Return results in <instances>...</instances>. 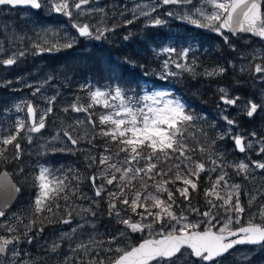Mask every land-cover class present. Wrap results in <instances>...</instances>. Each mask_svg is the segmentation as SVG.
<instances>
[{
	"label": "snow or ice",
	"instance_id": "6c2138e0",
	"mask_svg": "<svg viewBox=\"0 0 264 264\" xmlns=\"http://www.w3.org/2000/svg\"><path fill=\"white\" fill-rule=\"evenodd\" d=\"M205 2L211 4L216 11L208 13L202 8H195V13L202 16L207 23H201L191 16L182 18L188 19L198 27H209L222 36H224L222 30L227 29L233 34L239 31L264 38V11H262L260 0H205ZM89 3L90 0H72L71 3L70 0H58L52 4V9L71 18L72 8L80 10L82 6ZM160 3L184 6L192 5L193 0H160ZM4 5L30 6L34 9H39L42 6L41 0H0V6ZM99 11L102 12L103 9H99ZM151 11L155 12L156 6H153ZM139 14L150 15L149 12L142 9ZM168 15L171 16L174 13L169 12ZM132 22V20L127 21L129 24ZM102 23L103 21H101ZM152 23L159 25L163 21L155 19ZM73 27L77 29L81 37H94L96 40L103 38L106 32L114 30L87 23L73 24ZM127 38L125 37V39ZM224 39L227 41L228 37L224 36ZM64 46L71 47L72 45L68 43ZM37 47L39 46L37 45ZM46 50L51 51L52 49ZM165 51L174 50L165 49ZM186 54V52L182 53V56H186ZM18 55L23 56L24 52H20ZM16 57L17 54L13 53L9 58L0 60V64L13 65L16 63ZM167 63L166 61L165 67H167ZM176 67L185 66L177 64ZM186 70L192 71L190 67H187ZM223 71L224 69H220V72ZM254 71L255 73H264V65H255ZM215 74V72H206V75L209 76ZM39 91L40 89L37 88L36 92ZM220 91L224 93L220 99L226 105H236L240 99L238 96L228 97L225 89H220ZM167 95L168 93L159 91L136 98L127 96L119 87L114 89V95L112 92L97 89L90 93V103L87 107L75 104L71 106L72 110L76 112H88L93 105L111 109L99 117V124L106 127H101L97 135L106 137L109 142L117 144L119 151L112 153L106 145L104 152L98 158L89 157V167L93 164L98 167L104 166L100 168L98 175H92L89 180L95 189V196L107 195L109 215H115L118 221L126 226V229L132 233H141L143 238L135 246L121 248L117 245L113 248L111 245L117 241V237L114 235L107 241H97L94 237H90L88 243H79L75 247H70L71 252H82L88 256V259L85 260L82 256H69L64 259L63 264H71L73 261L75 264H189V261L191 264H223L221 258L236 245L264 246V205H260L257 211L252 212V203L256 199L255 196H252L248 202V218L245 223H241L246 209L240 202V185L229 183V180L226 179L228 173L223 171L224 164L209 158L213 167L206 169L205 162L193 158L191 153L196 151L206 153L208 150L202 144L198 143L196 146H192L187 143V129L192 126L191 122L194 117L185 112L183 104L172 99H164ZM109 96L113 101H119V103H110ZM54 101L55 96L50 98L49 104ZM245 107L246 115L252 117L259 108H264V104H257L250 100ZM65 111L68 109L66 108ZM27 112L32 117V123L27 131L39 133L41 129L45 128L44 116H41L37 121L36 112L31 103L27 104ZM50 112H52L51 107L46 110L45 115ZM224 119L229 125L235 123L227 117ZM83 123V121L76 122L77 126ZM88 123L93 128L96 127V121L90 115ZM24 128V121H18L14 133L0 138V144L14 145L17 150L15 158L19 157L20 150V144L16 142L17 137ZM63 136L72 145L79 142V138H74L67 130L63 131ZM252 136L255 137L256 133H252ZM57 137H53V139L55 140ZM95 138L93 136L92 140ZM27 139L31 142L32 137L29 135ZM233 139L239 151L244 152L246 150L245 138L238 135ZM261 142H264V138H261ZM247 147L251 148V143H248ZM57 150L63 151V149ZM5 151L6 149L0 151V159L6 160ZM260 152L264 153V147L260 148ZM164 164H171V166L165 169L162 167ZM253 164L255 168L264 170V163L254 161ZM234 167L238 173L249 171V165L244 162H240ZM218 168L221 169V172L211 182V186L204 190L207 209L202 211L200 207L192 205L191 194L198 189L197 182L201 172H215ZM173 169H175V178L165 179V177L172 176ZM50 175L47 168L41 169L38 177L41 181L39 185L41 192L35 201L38 212L44 211L45 208L48 212H52L53 206L57 209L60 207L58 203L44 204V200L53 202L58 198L68 200L66 191L68 184L65 183L67 178L49 179ZM157 177L160 179L157 180ZM138 178L143 191L136 190L131 196H128L127 191L130 186L131 188L136 187L134 181ZM147 180H151L153 183L148 184ZM177 182L183 184L184 187L176 186ZM107 185L114 186L117 191H111ZM168 185L175 186V193H178L187 202L183 207L177 203L176 195ZM19 191L20 189L12 182L11 173L0 172V203H2L0 217L6 215L3 208L9 207L8 199L13 198L14 193ZM61 193H65V195L61 197ZM118 204L125 207L120 209ZM173 205L179 209V215L173 210ZM138 209H143V211H138ZM82 211L88 212L92 216L96 215L90 208L82 209ZM121 211L131 212L139 216L140 219L133 221L131 216L125 218L121 215ZM190 215L199 217V219H189ZM67 217L62 218L59 222L70 224L71 210L67 212ZM34 223L35 221L24 226L26 231L22 234L23 241L21 236L15 235L16 227L8 223H0V228L13 234L11 238L0 236V256L10 254L9 264H28L27 261L21 259L22 250L15 245L21 242H32L33 237L28 233ZM79 227H83V225H79ZM40 231L43 229L41 228ZM75 231L76 229L73 228L72 232L75 233ZM126 234V232H121L120 236L124 237ZM65 235L67 236V234ZM105 244L109 246L104 247ZM10 245L13 247L9 248ZM93 245H99L100 250L98 251ZM59 247V244H53L51 250L54 252ZM101 251L104 253L115 252L117 255L101 257ZM0 264H4V262L0 261Z\"/></svg>",
	"mask_w": 264,
	"mask_h": 264
},
{
	"label": "rangeland",
	"instance_id": "374dc122",
	"mask_svg": "<svg viewBox=\"0 0 264 264\" xmlns=\"http://www.w3.org/2000/svg\"><path fill=\"white\" fill-rule=\"evenodd\" d=\"M58 2V0H42L43 8L40 13H34L31 10H12L10 8H0V60L9 58L13 53L17 54L16 63L11 68H7L5 65L0 64V83L4 84V93L8 99V102L4 109L0 112V138H3L10 133H14L16 130V125L18 121H24L25 128L20 132L17 137V141L20 144L19 157L15 158L17 155V150L14 145L4 146L0 144V151H4L9 146L12 147V153L6 157L13 156L9 162H6L7 166L10 167V172L13 177H17L21 173V162L29 164L31 160L28 158L38 159L36 162L38 166V177L42 168H47L51 173L49 179H60L59 174L61 171L55 172L53 169L48 168L42 160L44 157L51 154H56L59 152H67L69 154L75 155L78 149H74L76 145H72L66 137L63 136V131H69L72 136L76 132L84 133L87 128L89 115L92 118L91 108L88 112H76L73 111L71 106L78 105L87 107L90 103V93L100 89L101 91L112 92L114 95V89L117 86L116 83L112 81H107L104 85H96L95 83H90L89 81H76L72 76L61 77L49 75L47 72L41 73V67H38L34 74L24 72L22 70V65L19 66L20 62L33 61L42 66L43 58H40L39 52L45 49H64L73 48L80 43V37L73 27V24H90L97 27H108L115 29L116 26L119 28L131 27L136 33H141L144 28L153 25L162 26L165 24H187L192 25L196 30H203L205 32H210L217 34L221 37L222 41L230 49L231 58L229 59L228 68H215L208 66L210 72H218L223 74L232 75V79L242 80V84L254 90L256 96L250 98L247 95V102L253 101L257 104H264V73H255V65H264V42L254 40L248 37L239 36L233 38L232 36L224 33L228 39L225 41L224 36L213 31L209 27H198L196 24L189 22L188 19H183L184 16H191L193 19L200 21L201 23H207L202 16L195 13V8H202L206 12L211 13L216 11L211 4L205 2V0H193L192 5H164L160 3V0H90V3L82 6V9L77 10L72 8L71 18L64 15L63 13L55 12L52 9V4ZM72 0H70V3ZM156 6V11L152 12L151 9ZM103 9V11H99ZM147 11L150 13L148 16L140 15V10ZM264 11V7H263ZM169 12H173L174 15H168ZM160 19L163 23L159 25H154L153 20ZM132 20V23H127V21ZM101 21L103 23L101 24ZM179 27H174L173 29H164L165 32L179 31ZM108 32L100 40H96L94 37L89 40H83L86 47L94 46L102 43H109L111 41L108 38ZM71 43V47H65L64 45ZM37 45L39 47H37ZM55 45V47H53ZM191 48H187L184 52L180 50L173 49L174 51L167 52L165 49H172L169 45H163L158 49H154V60H156V66L154 69H149L150 78L157 76L159 78L158 84L173 86L175 82L180 81L185 77L187 67L189 65V55L191 50H199L198 45L190 44ZM20 52H24L23 56H19ZM187 53L186 56H182V53ZM167 67H165V62ZM177 64L184 65L185 67L178 68ZM34 65V64H33ZM220 69H224L220 72ZM174 73V74H171ZM61 74H66L62 72ZM70 79V80H69ZM6 88V89H5ZM39 88L40 91L36 92ZM220 89H225L228 97H236L233 92L225 87ZM163 91L168 93L164 99H172L178 101L184 105V110L187 113L186 105L182 101L181 97L171 88H158L152 92H145L144 95H150L154 92ZM221 92V91H220ZM35 93V94H34ZM125 93V92H124ZM127 96H132L139 98L135 94L125 93ZM224 95V93H222ZM55 96V101L49 104L51 97ZM141 96V97H142ZM110 103L118 104L119 101H113L109 96ZM246 103H237L236 105H230L233 107V111L227 107L226 112L223 114L233 120L235 123L229 125L228 137L234 141L233 137L243 136L245 138L246 150L240 156H236L235 164L244 162L249 165V168L253 167L251 164L254 159L261 153L260 148L264 146V142H261V138H264V108H259L257 112L252 116L248 117L246 115ZM34 104L37 109L38 120L41 116L45 119V128L42 133H29L27 131L30 126L28 116H27V104ZM228 106V105H227ZM51 107L52 112L45 115L46 110ZM68 111H65V109ZM98 108L101 115L106 112L111 111V109H105L100 105H93L92 109ZM245 116L246 120H252L257 118L254 124L251 126V130L244 128V122L240 121V117ZM77 121H83V124L77 126ZM71 126V127H70ZM59 136L57 137V134ZM252 133H256L253 137ZM32 137L31 142L28 141V136ZM57 137V139H53ZM74 137V136H73ZM251 143L252 147L248 148L247 144ZM224 147V146H222ZM236 147V145H235ZM83 148H85L83 146ZM57 149H63L59 151ZM79 153V152H78ZM232 156L230 152L221 153V157L229 160ZM263 177V176H262ZM41 181L38 179V184ZM41 189L39 187L38 196H40ZM37 196V197H38ZM256 199L252 204L253 211H257L260 205H264V199L262 196V201L257 202V195L252 194ZM45 202V200L43 201ZM25 202L20 200L17 207L5 215L0 223H8L15 227V224L24 221L23 228L28 225L31 217L29 213L31 212L28 208V216L25 219L24 209ZM80 222V223H79ZM78 223L71 222V225L67 227H58L54 229L53 238L48 240L50 246L49 250H43V256H34L30 254V249L26 246L31 243L21 242L15 245L21 249V259L27 261L28 264H63L66 257H74V253L70 251V247H75L79 243H88L90 237H94L96 232L97 224L94 221L88 219L87 222L80 220ZM259 222V220H257ZM83 225V227H79ZM21 228V227H20ZM75 228V233L72 229ZM22 230V229H21ZM51 231V232H53ZM50 232V233H51ZM124 232L119 230L113 232L111 236H116L117 240H123V242L128 241V236L121 237L120 233ZM67 234V236L65 235ZM13 234L8 233L3 228H0V236L9 237ZM15 235H18L16 232ZM35 237H38L35 235ZM97 241L100 237H94ZM24 239H22L23 241ZM40 242L38 239L36 240ZM59 244L60 247L56 251H52V245ZM98 245H93L96 249ZM24 253H27L26 255ZM79 254V253H78ZM10 254L0 259L4 264H9ZM223 264H264V246L255 248H242L237 249L227 257L222 258ZM71 264H73L71 262ZM189 264L191 262L189 261Z\"/></svg>",
	"mask_w": 264,
	"mask_h": 264
},
{
	"label": "trees",
	"instance_id": "16d2710c",
	"mask_svg": "<svg viewBox=\"0 0 264 264\" xmlns=\"http://www.w3.org/2000/svg\"><path fill=\"white\" fill-rule=\"evenodd\" d=\"M174 27H179V31H164V29L170 30ZM107 36L111 39L109 43H96L94 46L86 47L85 43L80 41L78 45L67 50L52 49L56 54L53 56H44L42 66L36 60L32 62L29 60L24 61L20 63V66L22 65L21 68L24 72L31 74L37 71L38 67H41V73L47 72L54 77L59 75L61 77H67L70 74L68 77L72 76L76 81L99 82L98 84H105L107 81H112L123 92L135 94L140 97L145 92H152L161 87L172 88L187 105V114L194 117V120L191 122L192 126L187 129V143L192 146H196L199 143L208 150L206 153L196 151L191 153V155L195 160L205 162L206 169L213 167L209 158L225 165L223 171L228 173L226 179L229 180L230 184L235 183L240 185L239 198L241 204L246 209L241 223H245L249 215L248 202L252 197L251 195L258 196L257 202L262 201V196L264 199V170L255 168L253 164L254 161L264 163V153L259 152L261 154L251 163L253 167L249 168L247 173L237 172L234 165H236V156H240L241 154L237 152L235 142L228 137L229 126L223 116L227 107L230 111H233V107L230 108V105L227 106L221 101L220 97L223 94L219 91V88H228L233 92V95L240 97L237 103H246L248 99L246 94H249L250 98L257 96L254 90L242 84V80L232 79L231 73L223 74L216 72L215 75H206V72H210L208 69L210 65L215 68L229 67V59L232 57L229 47L217 34L196 30L192 25L187 24H165L161 27L150 25L144 28L141 33L134 32L131 27L119 28V26H116L113 31L108 32ZM125 37L128 38L125 39ZM167 44L170 48L180 50L181 52H184L187 48H191L190 44L198 45L199 49L191 50L188 57L191 60L189 65L192 71L186 73L185 77L175 82L173 86L167 84L162 86V84H158L159 78L157 76L153 78L149 77L151 74L149 69H154L157 65L156 60H154V49L156 50ZM62 72H66V74H61ZM3 86L4 84L0 83V112L8 102ZM90 110L92 119L96 121V127L93 128L88 123L84 133L76 132L73 134L74 138H79V142L74 147V149H78L79 153L77 152L72 156H67L65 153H58L52 156L47 155L42 160L48 168L53 169L55 172L61 171L59 174L60 179L67 178L65 183L68 184V189L66 190L68 200L65 201L62 198H58L54 202L47 200L43 202L44 204L51 203L53 205L58 203L60 205L58 209L53 206L52 212H48L46 208L42 212L36 210L35 201L39 192V184L38 166L35 163L39 162V160L28 158L31 160L29 164L24 162L20 164L22 171L20 175L15 177V180L22 191L21 200L25 202V219L28 216L27 209L29 208L31 211L29 213L31 219L26 223L30 224L35 221L32 224L31 231L28 233L29 236L33 237V242L26 246L30 249L31 255L43 256V250H49L50 244L48 240L53 238V233L55 232L53 230L58 227L71 225L59 222L62 218H68L67 212L69 210L72 211L71 222L78 223L80 220L87 222L89 219L97 224L94 237H100L99 241H107L113 232L119 230H123L129 235L128 241L123 242V240L119 239L115 244L111 245L113 248L117 245L121 248H129L137 245L143 238L141 233H132L129 229H126V226L120 223L115 215H109L108 197L106 194L101 197L95 196V190L89 177L94 174L98 175L100 168L104 166L98 167L96 164H93L89 167V157L98 158L104 152L106 145L111 149L112 153H116L119 151V146L109 142L108 138L97 135L100 128L106 126L99 124L101 113L98 111V108H91ZM256 119L246 120V117L242 116L239 120L243 121L244 128L250 131L251 126L254 124L253 121ZM93 136L96 137L95 140H92ZM12 151V147L9 146L5 151V157L10 155ZM226 152L232 154L229 160L221 157V153ZM12 158L13 156H9L6 160L0 159V170H10V167L4 163L9 162ZM170 166L171 164L162 165L165 169ZM220 172L221 169L218 168L215 172L204 171L200 173L197 182L198 189L191 194L193 206L200 207L202 211L207 209L204 190L211 186V182ZM174 178L175 169H173L171 177H165V179ZM159 179L157 177V180ZM134 183L136 187L131 188L130 186L127 191L128 196H131L136 190L143 191L140 188L141 181L139 178ZM147 183L152 184L153 182L147 180ZM176 186L184 187L179 182H177ZM168 187L175 193V186L168 185ZM107 188L111 191H117L112 185H107ZM149 190L155 191L154 189ZM73 192H75V195H73ZM221 194L223 195V193ZM63 195L65 193L60 194L61 197ZM175 195L177 203L183 207L187 202L178 193H175ZM253 203L256 204L254 201ZM118 207L123 209L125 206L118 204ZM88 208L94 211L96 215L92 216L90 213L82 211V209ZM173 210L179 215V209H176L175 205H173ZM138 211H143V209H138ZM251 211H253V206L251 207ZM121 215L125 218L131 216L133 221L140 219L139 216L131 212L125 213L121 211ZM189 219L196 220L199 217L190 215ZM24 221L15 224L21 240L24 239L22 234L26 231L23 228ZM41 228L43 231H40ZM35 235L38 237H35ZM37 239L42 243H38L36 241ZM108 246L107 244L104 245V247ZM97 247L99 251L100 246L98 245ZM115 255H117L115 252L104 253L101 251V257ZM80 256L85 260L88 259V256L82 252L79 254L74 253V257ZM72 263L75 264V261Z\"/></svg>",
	"mask_w": 264,
	"mask_h": 264
},
{
	"label": "water",
	"instance_id": "95a60500",
	"mask_svg": "<svg viewBox=\"0 0 264 264\" xmlns=\"http://www.w3.org/2000/svg\"><path fill=\"white\" fill-rule=\"evenodd\" d=\"M263 1L264 0H260V3H261V5H262V9H263ZM4 6H6V5H4ZM0 7H3V6H0ZM10 7H12V6H10ZM12 8H23V9H28V8H31L30 6H17V7H12ZM31 9H33L34 11H39L41 8H39V9H34V8H31ZM77 30V29H76ZM223 31H225L227 34H232V36H234V37H236V36H238V35H241V34H243V35H246V36H250V37H253V38H255V39H261V40H263L264 41V38H261V37H258V36H256V35H253V34H251V33H243V32H239V31H237L235 34H233L232 32H229L227 29H224ZM78 32V31H77ZM79 34V33H78ZM80 36V35H79ZM80 38L81 39H88V38H90V37H81L80 36ZM51 54H53V52H51V51H42L41 52V55H51ZM7 66H9V65H7ZM34 107V106H33ZM34 109H35V107H34ZM35 112H36V109H35ZM27 114H28V112H27ZM28 117H29V122H30V124L32 123V117L31 116H29V114H28ZM36 119H37V113H36ZM42 130V129H41ZM239 150V149H238ZM240 152V151H239ZM240 153H242V152H240ZM1 172H8L7 170H3V171H1ZM9 173V172H8ZM12 178V177H11ZM12 182L18 187V185L16 184V182L13 180V178H12ZM19 188V187H18ZM19 197H20V191L18 192V193H14V196H13V198H11V199H8V204H9V207H6V208H3V210L5 211V212H9V211H11L15 206H16V204H17V201L19 200ZM6 199H7V197H6ZM0 206H2V203H0ZM2 217H0V219H1ZM12 245H10L9 246V248L11 247ZM245 246H259V245H248V244H242V245H236L233 249H231L230 250V252L232 251V250H234L235 248H237V247H245ZM228 254V253H227ZM227 254H225V256L227 255ZM0 257H3V256H0Z\"/></svg>",
	"mask_w": 264,
	"mask_h": 264
}]
</instances>
